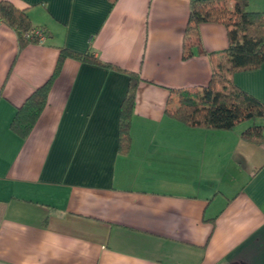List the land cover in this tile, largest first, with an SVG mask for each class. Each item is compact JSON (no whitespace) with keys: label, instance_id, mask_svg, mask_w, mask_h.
I'll return each instance as SVG.
<instances>
[{"label":"crops","instance_id":"crops-1","mask_svg":"<svg viewBox=\"0 0 264 264\" xmlns=\"http://www.w3.org/2000/svg\"><path fill=\"white\" fill-rule=\"evenodd\" d=\"M2 1L46 34L19 51L0 22V264H264V144L241 138L251 123L189 128L166 114L170 90L208 84L197 48L223 51L227 29L200 24L183 60L192 0ZM248 2L264 12V0ZM60 48L140 78L128 155L117 154L128 77L74 59L30 135L11 132ZM233 81L264 106V65Z\"/></svg>","mask_w":264,"mask_h":264},{"label":"trees","instance_id":"trees-1","mask_svg":"<svg viewBox=\"0 0 264 264\" xmlns=\"http://www.w3.org/2000/svg\"><path fill=\"white\" fill-rule=\"evenodd\" d=\"M108 1L115 4L117 0ZM230 3L233 4L232 8L229 7ZM248 6V0L190 2L184 38L193 42L184 46L182 59L188 60L193 56L199 41L198 27L202 23L223 25L227 29L228 46L221 52L211 53L197 48L200 54L209 56L212 69L210 80L204 87L170 90L168 105L171 106L175 99L176 106L166 109V114L189 128L230 131L251 123L241 133V138L260 145L264 144V127L261 123L264 121V106L233 81L235 74L256 70L264 65V12H251ZM0 22L15 32L19 51L28 45L38 44V37L31 34L33 31L39 30L46 34L44 30L32 27L24 10L17 9L7 1L0 2ZM66 59L98 65L128 77V89L120 107L117 145L118 155H128L131 149V120L140 78L135 73L100 62L89 52L80 54L65 48L59 49L51 77L16 109L9 125L11 132L22 140L30 135L47 105L50 89Z\"/></svg>","mask_w":264,"mask_h":264},{"label":"built area","instance_id":"built-area-1","mask_svg":"<svg viewBox=\"0 0 264 264\" xmlns=\"http://www.w3.org/2000/svg\"><path fill=\"white\" fill-rule=\"evenodd\" d=\"M31 34L36 35L38 37V40H39L38 44H43L44 43L45 35H44L43 32L38 30V31H33ZM31 34L27 35L26 37L29 38Z\"/></svg>","mask_w":264,"mask_h":264}]
</instances>
